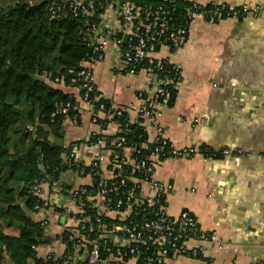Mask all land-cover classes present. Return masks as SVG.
<instances>
[{"label":"crops","instance_id":"1","mask_svg":"<svg viewBox=\"0 0 264 264\" xmlns=\"http://www.w3.org/2000/svg\"><path fill=\"white\" fill-rule=\"evenodd\" d=\"M198 1H226L231 5L253 1L262 7V12L215 23L196 20L185 46L162 50L182 70L172 102L160 109L165 137L177 147L207 146L215 151H235L232 155L196 153L156 162L154 178L173 185L166 197L169 213L191 211L203 228L217 231L219 240L215 245L190 241V245H204L203 257L175 255L169 262L249 264L254 258L264 257V0ZM93 70L97 89L124 106L135 121L143 103L138 93L150 90L152 78L143 71L128 73L112 46ZM56 86L74 95L80 114L78 125L70 118L64 121L65 145L83 143L93 130L108 135L119 133V125L111 122L104 130L93 128L90 111L77 86ZM199 117L206 121H195ZM147 133L150 142L155 134L150 125ZM93 155V150L85 148L83 162L89 164ZM103 172L110 175L106 165ZM59 179L66 188L93 182L89 175L72 169L63 172ZM50 190L43 207L26 212L35 221H48L36 255L66 259L70 250L62 232L70 222L54 204L57 194ZM5 231L17 234L12 227Z\"/></svg>","mask_w":264,"mask_h":264},{"label":"built area","instance_id":"2","mask_svg":"<svg viewBox=\"0 0 264 264\" xmlns=\"http://www.w3.org/2000/svg\"><path fill=\"white\" fill-rule=\"evenodd\" d=\"M178 2L106 0L100 21L88 24L85 34L92 54L80 63L78 70L70 69V73L73 74L72 86L79 88L90 111L93 128L104 130L111 122L124 131L129 122H138L147 132L150 125L155 132L151 140L154 147L147 157H140L141 149L124 136L110 142L100 136L89 142L95 134L108 135L93 130L83 143L71 144L65 156L71 168L92 178V184L66 188L58 179L34 186L37 207L44 206L45 196L52 188L57 194L54 204L66 213L70 222L62 232L70 257L53 256L54 264L62 261V264H170L169 259L175 255L203 257L204 245H190V241L212 245L219 242L217 231L203 228L191 211L184 209L178 215L169 213L166 197L173 185L154 178L156 162L160 160L196 153L211 156L235 153L229 148L215 151L207 146L177 147L165 137L160 109L170 104L182 70L169 55H163L162 50L185 46L190 27L196 20L215 23L233 17L257 16L262 7L253 1L231 5L226 1L203 4L192 0L182 7ZM67 6L77 16L94 14L97 5L96 0H50L48 9L53 17H61L67 14ZM110 46L128 73L143 71L153 80L148 92L140 90L138 93L143 102L138 109L141 120L132 121L128 115L125 126L114 118L124 112L128 114L125 107L109 100L95 84L94 65L103 59ZM62 110L66 112L67 107ZM70 119L78 125L80 114L76 112ZM100 119L107 120L106 126ZM195 121L205 122L206 119L199 117ZM85 148L94 151L89 164L83 162ZM103 165L108 167L110 175L104 174ZM42 223L46 225L48 221ZM249 264H264V257L254 258Z\"/></svg>","mask_w":264,"mask_h":264},{"label":"trees","instance_id":"3","mask_svg":"<svg viewBox=\"0 0 264 264\" xmlns=\"http://www.w3.org/2000/svg\"><path fill=\"white\" fill-rule=\"evenodd\" d=\"M49 1L0 4V264H27L29 260L54 264L52 257L36 255L45 225L26 211L39 209L35 185L54 182L63 172L76 170L65 161L70 146L63 138L64 121L79 113L77 100L56 84L72 85L70 69L78 70L92 54L85 33L88 24L100 21L106 0H96L92 15L76 16L67 6V14L61 17L51 15ZM178 4L189 2L179 0ZM174 94L175 90L173 98ZM127 116L124 112L114 118L125 126ZM100 120L106 126L107 120ZM139 125L129 122L116 135L95 134L88 141L104 136L110 142L124 136L141 149L140 157H147L154 143ZM6 227L16 229L17 234L7 233Z\"/></svg>","mask_w":264,"mask_h":264},{"label":"rangeland","instance_id":"4","mask_svg":"<svg viewBox=\"0 0 264 264\" xmlns=\"http://www.w3.org/2000/svg\"><path fill=\"white\" fill-rule=\"evenodd\" d=\"M11 0H0V4H2V3H8V2H10ZM31 1H36V0H31Z\"/></svg>","mask_w":264,"mask_h":264}]
</instances>
